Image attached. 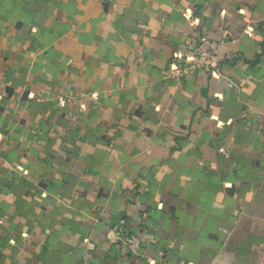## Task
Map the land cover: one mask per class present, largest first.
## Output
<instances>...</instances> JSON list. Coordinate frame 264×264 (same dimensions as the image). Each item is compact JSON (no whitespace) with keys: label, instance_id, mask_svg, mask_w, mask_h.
I'll return each instance as SVG.
<instances>
[{"label":"crops","instance_id":"crops-1","mask_svg":"<svg viewBox=\"0 0 264 264\" xmlns=\"http://www.w3.org/2000/svg\"><path fill=\"white\" fill-rule=\"evenodd\" d=\"M32 1L0 11V264H264V0ZM194 30L221 75L170 78Z\"/></svg>","mask_w":264,"mask_h":264},{"label":"built area","instance_id":"built-area-1","mask_svg":"<svg viewBox=\"0 0 264 264\" xmlns=\"http://www.w3.org/2000/svg\"><path fill=\"white\" fill-rule=\"evenodd\" d=\"M189 21L192 24V21ZM181 47L172 52L170 62L173 66L171 70L165 71L167 76L178 80L187 73L202 71L215 78L221 75L230 41L211 38L194 30ZM107 240L123 247L129 255H137L140 251V237L126 230L119 222L109 225Z\"/></svg>","mask_w":264,"mask_h":264},{"label":"trees","instance_id":"trees-1","mask_svg":"<svg viewBox=\"0 0 264 264\" xmlns=\"http://www.w3.org/2000/svg\"><path fill=\"white\" fill-rule=\"evenodd\" d=\"M31 1H18V0H0V11H9L12 15H26L28 16L31 10Z\"/></svg>","mask_w":264,"mask_h":264}]
</instances>
